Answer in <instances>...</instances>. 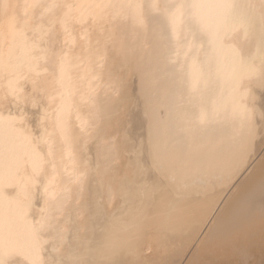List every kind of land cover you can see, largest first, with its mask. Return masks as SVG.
Returning <instances> with one entry per match:
<instances>
[{"label":"bare ground","instance_id":"6f19581e","mask_svg":"<svg viewBox=\"0 0 264 264\" xmlns=\"http://www.w3.org/2000/svg\"><path fill=\"white\" fill-rule=\"evenodd\" d=\"M0 264H264V0H0Z\"/></svg>","mask_w":264,"mask_h":264}]
</instances>
